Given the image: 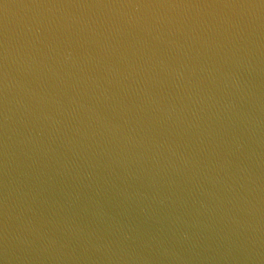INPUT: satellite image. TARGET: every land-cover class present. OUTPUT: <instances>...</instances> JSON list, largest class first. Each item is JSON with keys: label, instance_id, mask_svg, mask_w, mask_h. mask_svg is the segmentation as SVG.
Here are the masks:
<instances>
[{"label": "water", "instance_id": "water-1", "mask_svg": "<svg viewBox=\"0 0 264 264\" xmlns=\"http://www.w3.org/2000/svg\"><path fill=\"white\" fill-rule=\"evenodd\" d=\"M0 264H264V0H0Z\"/></svg>", "mask_w": 264, "mask_h": 264}]
</instances>
